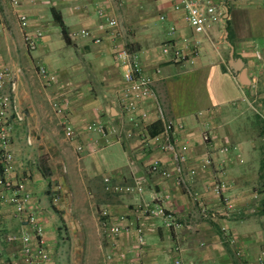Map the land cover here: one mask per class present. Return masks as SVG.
Returning a JSON list of instances; mask_svg holds the SVG:
<instances>
[{
    "label": "crops",
    "instance_id": "obj_1",
    "mask_svg": "<svg viewBox=\"0 0 264 264\" xmlns=\"http://www.w3.org/2000/svg\"><path fill=\"white\" fill-rule=\"evenodd\" d=\"M177 2L21 0L16 9L10 0H0L4 20L0 26V59L5 65L23 70L16 97L27 120L12 121L11 131L16 177L26 178L31 194L28 209L38 213L46 228L50 222L44 210L43 193L48 191L51 197L67 175L74 188L72 166L76 161L91 163V167L84 168L87 172L83 182L94 192H100L95 203H102L101 209L106 208L111 218L124 216L125 224L141 222L147 232L145 244L140 248L134 236L108 235L97 218L98 239L92 249L90 245L87 247L89 254L99 251L95 255L97 264L106 253H112L118 264H176V260H180L179 264H258L257 255L264 249V119L254 110L253 116L244 98L254 101L264 112V59H259L257 53L264 58V0L225 3L223 20L215 31L219 45L216 48L205 40L203 53L190 56L193 62L191 59L171 62L161 53V46L173 39L168 33L172 24L178 26L174 39L193 37L184 11L174 8ZM98 6L103 8L104 16L97 13ZM54 7L62 14L69 42L53 17ZM18 12L29 16L26 31L44 33L34 51L25 44ZM161 14H166V20L160 21ZM105 16L117 18L119 26L116 29L105 26ZM83 28L89 29V36H73ZM96 38L101 41L96 42ZM116 41L132 46L138 53L144 70L153 78L167 118L186 126L178 134L190 142L184 163L186 171L197 168L208 156L214 159L210 168L198 169L190 177L198 200L189 197L173 178L151 171L150 164L156 159L162 169L172 171L174 161L169 152L153 142V137L163 130L153 100L141 99L134 112L124 108L123 71L112 51ZM179 45L189 51L181 42ZM232 50L235 60L244 61L246 82L231 60ZM39 64L56 74L50 89L43 86L36 74ZM52 98L67 103L63 114L55 113L50 104ZM144 111L149 114L147 118L141 117ZM63 118L76 127L77 137L72 141L63 132L60 123ZM95 120L106 124L105 136L87 129ZM23 124L36 137L33 135L34 144L26 145V151L21 152ZM204 130L211 132L209 142L201 137ZM227 142L229 152H221ZM78 143L84 144L83 151L78 152ZM28 148L32 151V163L24 159ZM104 168L109 172L103 175ZM106 176L120 185L142 182L144 192L107 191ZM216 182L233 201L234 210H229L214 191ZM1 192L2 187L0 230L16 232L24 226L23 222L1 199ZM166 194L170 198L165 203L180 222L179 228H167L160 215H142L145 202L159 204ZM201 205L213 215L204 218ZM223 225L230 228L235 241L225 237ZM13 256L21 261L18 249Z\"/></svg>",
    "mask_w": 264,
    "mask_h": 264
},
{
    "label": "built area",
    "instance_id": "obj_2",
    "mask_svg": "<svg viewBox=\"0 0 264 264\" xmlns=\"http://www.w3.org/2000/svg\"><path fill=\"white\" fill-rule=\"evenodd\" d=\"M241 0H178L174 4L176 10L184 11V20L191 27L193 37H181L174 39L178 32V26L174 23L169 28V35L172 40L164 43L161 46V53L171 62H183L184 60H192V57L200 56L204 51V41H209L217 48L219 40H216L215 31L217 25L223 20L224 4L232 2L239 3ZM14 8L20 5L21 0H10ZM97 13L104 16L102 7H97ZM166 14L160 15V21L166 20ZM18 20L20 27L24 30V41L27 48L34 51L39 46V39L44 37L42 30H37L35 33L26 31L29 26V16L24 12H18ZM4 24L2 14L0 12V26ZM105 26L117 28L119 21L115 17L105 16ZM86 37L90 35L87 28L81 29L73 36ZM100 42V38L95 39ZM180 42L189 48L188 52L183 50ZM112 51L115 60L120 65L123 71V79L125 82L124 88V108L130 112H134L138 108V103L143 98H151L153 100L157 118L163 122V130L161 134L153 137V142L158 144L160 149L169 152L174 161V170L162 169L158 159L150 164V169L154 173H160L163 177L173 178L174 182L183 188L184 192L194 200L199 199L198 192L195 191L190 177L197 174L198 169H208L215 162L211 156L206 157L200 162L197 168H191L186 171L184 163L188 159L190 142L187 139L180 138L178 134L186 129L182 122H176L167 118L166 111L160 96L153 86V78L146 72L141 65L137 52L131 50L128 46L120 42H114ZM259 59L263 60V55L258 51ZM23 74L21 67H10L2 63L0 59V187H2L1 199L10 205L15 213V216L22 220L23 227L17 232L7 235V242L14 245L18 249L21 261L16 259H8L4 264H53V256L47 249V241L45 237V224L41 221L38 213L34 210H29L31 194L27 190V180L25 177H16V157L12 149L11 131L13 129L12 121L25 122L27 120L26 112L19 104L16 93L19 87L20 78ZM36 74L41 79L43 86L50 89L56 81V74L50 71L46 65L39 64L36 66ZM254 109V111L264 119V112L257 106L253 105L252 100L244 98ZM55 113L63 114L67 109V103L61 102L52 98L50 100ZM148 112L141 113L142 118L148 117ZM65 137L68 140H73L77 137V130L71 121L67 118L60 119ZM89 131H95L102 136L107 133V126L101 120H95L88 124ZM130 135V133H129ZM204 142H209L212 138L211 132L204 130L201 134ZM35 138L32 134L26 137L27 145H33ZM150 144V141H149ZM238 146H235L237 148ZM78 152L83 151L84 144H77ZM230 146L227 142L221 149V152H229ZM27 160L31 158L26 157ZM33 161V160H32ZM104 185L107 191L116 193H138L144 192V184L137 182L135 184L120 185L112 181L111 176L104 178ZM214 191L220 196L222 202L229 210H234V203L231 198L224 194L222 186L219 182L215 183ZM62 186L58 185L53 194V201L58 202L60 199ZM170 198V194H166L161 200V203L155 204L153 201H147L143 204L142 215L148 217L162 216L164 224L167 228H179L180 222L177 220L173 212L167 207L165 201ZM201 215L204 218H209L211 212L209 209L201 205ZM99 221L103 229L110 236H120L128 234L134 236L135 243L140 248L145 244L146 228L141 222L133 224L132 222H124V216L111 218L109 211L102 208L99 212ZM222 232L229 240L235 241V236L226 225L222 226ZM179 251V247H177ZM258 264L264 263V249H262L256 258ZM180 260H176L179 264ZM100 264H118L113 259L112 253H106L103 261ZM126 264V263H123Z\"/></svg>",
    "mask_w": 264,
    "mask_h": 264
},
{
    "label": "rangeland",
    "instance_id": "obj_3",
    "mask_svg": "<svg viewBox=\"0 0 264 264\" xmlns=\"http://www.w3.org/2000/svg\"><path fill=\"white\" fill-rule=\"evenodd\" d=\"M128 47L134 50L132 46ZM252 102L256 106L255 102ZM249 108L254 116V109L251 106ZM21 132L22 138L20 141L22 142L21 148H23L21 152H24L26 151L27 135L31 133L32 136H35L36 134L29 130L25 124H23ZM27 150L29 152L24 156L25 162L32 163V151L30 148ZM75 155L77 158V154ZM28 156L31 158L30 160L26 159ZM89 167H91V163L85 164V162L76 161L72 166L75 172V186L73 188L71 183L68 182V175L66 174L64 184H60L61 186L63 184L66 189L60 192L58 202L53 201V194L50 197L47 193L48 191L45 194L43 193L44 210L50 222L46 225L45 237L49 243L47 249L53 256V264H97L95 255L99 251H96V254H89L87 247L88 245H90L89 248L94 246L98 239L95 220L99 216L102 203H95L97 193L99 194L100 192H94L93 189L83 182L87 172L84 168ZM108 172L107 168L102 170L103 175ZM101 191L104 193L103 189ZM10 233H14V231L0 230V264H4L8 259H15L13 254L17 252V248L8 244L6 239Z\"/></svg>",
    "mask_w": 264,
    "mask_h": 264
},
{
    "label": "trees",
    "instance_id": "obj_4",
    "mask_svg": "<svg viewBox=\"0 0 264 264\" xmlns=\"http://www.w3.org/2000/svg\"><path fill=\"white\" fill-rule=\"evenodd\" d=\"M52 14H53V17H54L56 23L61 27L63 38L67 42H69L70 41L69 31L66 27L64 20H63L62 14L55 7L52 8Z\"/></svg>",
    "mask_w": 264,
    "mask_h": 264
},
{
    "label": "water",
    "instance_id": "obj_5",
    "mask_svg": "<svg viewBox=\"0 0 264 264\" xmlns=\"http://www.w3.org/2000/svg\"><path fill=\"white\" fill-rule=\"evenodd\" d=\"M231 56H232L231 60H232V62L234 64L235 68L241 73L242 81L246 82V78L247 77H246V74H245V71H244V68H243L244 61L241 58L235 60L233 58V56H234L233 50H232Z\"/></svg>",
    "mask_w": 264,
    "mask_h": 264
}]
</instances>
